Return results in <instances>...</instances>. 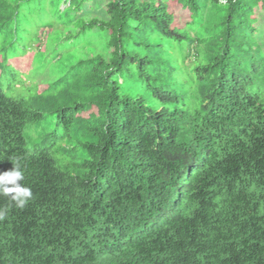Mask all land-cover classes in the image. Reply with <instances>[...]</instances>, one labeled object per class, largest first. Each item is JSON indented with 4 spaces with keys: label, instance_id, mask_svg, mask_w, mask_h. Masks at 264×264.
I'll list each match as a JSON object with an SVG mask.
<instances>
[{
    "label": "trees",
    "instance_id": "obj_1",
    "mask_svg": "<svg viewBox=\"0 0 264 264\" xmlns=\"http://www.w3.org/2000/svg\"><path fill=\"white\" fill-rule=\"evenodd\" d=\"M92 1L0 0V264H264V0Z\"/></svg>",
    "mask_w": 264,
    "mask_h": 264
},
{
    "label": "clouds",
    "instance_id": "obj_2",
    "mask_svg": "<svg viewBox=\"0 0 264 264\" xmlns=\"http://www.w3.org/2000/svg\"><path fill=\"white\" fill-rule=\"evenodd\" d=\"M243 146L241 149L246 145ZM12 164L11 170L0 172V196L7 197L16 207L23 208L32 200L33 192L24 183L25 173L21 165L18 162H12ZM144 257L138 254L127 257L126 253L120 259L123 261L122 264H142Z\"/></svg>",
    "mask_w": 264,
    "mask_h": 264
},
{
    "label": "rangeland",
    "instance_id": "obj_3",
    "mask_svg": "<svg viewBox=\"0 0 264 264\" xmlns=\"http://www.w3.org/2000/svg\"><path fill=\"white\" fill-rule=\"evenodd\" d=\"M89 6H85L84 9H83V11L86 12V14L89 17L105 18L104 15H103L104 2L102 0H94V1H92L91 4H89ZM174 6L175 7H173L172 5H169L167 7V11L170 12V13H172L176 17L179 16V18L177 17L178 19H176L175 22H174V25L178 26V25L181 24V22H183V21L186 20V17H185L186 13L183 12V11H181V8L178 7L177 4H174ZM81 13H83V12L81 11ZM256 17H258V21H257V33L256 34H257L259 40H261V44L264 47V12L258 11ZM39 26H40V23L37 22V25H35L34 27L35 28L36 27L38 28ZM33 78H35V82L36 83H41V84H43V82L46 80V77L44 75L43 76H33ZM25 84H26V86L28 85L27 82H25Z\"/></svg>",
    "mask_w": 264,
    "mask_h": 264
}]
</instances>
